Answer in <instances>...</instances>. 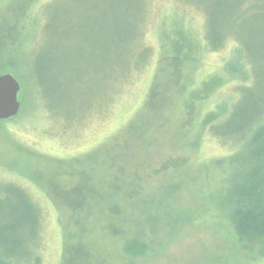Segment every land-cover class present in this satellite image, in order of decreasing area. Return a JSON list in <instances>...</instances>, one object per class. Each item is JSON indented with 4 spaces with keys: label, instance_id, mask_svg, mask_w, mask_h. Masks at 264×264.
Segmentation results:
<instances>
[{
    "label": "rangeland",
    "instance_id": "rangeland-1",
    "mask_svg": "<svg viewBox=\"0 0 264 264\" xmlns=\"http://www.w3.org/2000/svg\"><path fill=\"white\" fill-rule=\"evenodd\" d=\"M19 1L0 0L6 56L19 48ZM50 12L46 34L4 69L24 97L0 121V228L35 216L23 192L41 213L25 264H264L226 206L239 148L206 126L236 99L235 41L208 52L204 15L180 0H60ZM249 43L264 99V30ZM134 240L144 254L123 253Z\"/></svg>",
    "mask_w": 264,
    "mask_h": 264
},
{
    "label": "trees",
    "instance_id": "trees-1",
    "mask_svg": "<svg viewBox=\"0 0 264 264\" xmlns=\"http://www.w3.org/2000/svg\"><path fill=\"white\" fill-rule=\"evenodd\" d=\"M39 1L22 0L17 2V8L20 9L19 16L23 18V20H18L15 28L19 31L17 37H19L20 49L16 47L11 53L7 51L8 56L2 51L5 47L2 40L3 27L8 24L2 27L3 33L1 31L0 38V69L2 71H0V75L9 74L10 71H5V68L14 69L17 67L22 51L26 48L30 49L41 35L46 34L51 16L50 10L60 0H53L33 12V4ZM180 1L204 15V45L208 52H219L230 41H235L234 53L237 61L233 65V69H236L240 76L238 78L240 85L235 87L234 98L236 99L223 109V116H214L211 118L212 120H206V126L207 133L216 137L224 145L228 143L232 147L239 148L238 151L241 153L239 157L242 159V163L239 171L233 172L232 175L230 197L226 203L228 215L232 217L239 241L245 242L249 248H253L254 245L259 246L261 249L259 253L264 257V99L259 93L260 78L256 74L254 65L259 56H249L254 50L249 41L256 31L264 30V0H221L220 3H218L220 0H209L207 4L188 0ZM211 6H215V8L212 10ZM261 6L262 9L259 8ZM138 27L139 29L130 35L132 38L131 42H128L130 44L128 52L130 53L141 36V26ZM251 43H255V41H251ZM256 47L258 49V46H255V50ZM260 48L264 49L262 46ZM147 53L149 54V51L144 50L135 56V59L141 54ZM22 94L24 95L23 92ZM23 97H20V101L23 100ZM23 193L25 199L19 198V200L25 206L24 210L36 208L34 209L35 216L28 215L26 212L21 213L22 215L16 214L13 215L12 223L1 226L0 264H25L29 260L30 254L23 251L22 245L27 240L32 242L35 239L34 227L37 219L41 220V213L30 197L25 192ZM1 204L0 202V217L3 212ZM111 209L112 212L115 211V207L112 206ZM18 228L22 230L20 238H18V234H20ZM145 249L141 242L134 240L128 242L122 250L125 254L140 256L144 254Z\"/></svg>",
    "mask_w": 264,
    "mask_h": 264
},
{
    "label": "water",
    "instance_id": "water-1",
    "mask_svg": "<svg viewBox=\"0 0 264 264\" xmlns=\"http://www.w3.org/2000/svg\"><path fill=\"white\" fill-rule=\"evenodd\" d=\"M20 91L19 82L11 74L0 75V121H8L19 115Z\"/></svg>",
    "mask_w": 264,
    "mask_h": 264
}]
</instances>
